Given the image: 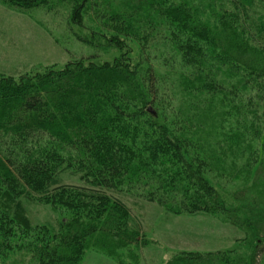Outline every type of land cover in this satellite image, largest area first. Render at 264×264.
<instances>
[{
	"label": "trees",
	"instance_id": "trees-1",
	"mask_svg": "<svg viewBox=\"0 0 264 264\" xmlns=\"http://www.w3.org/2000/svg\"><path fill=\"white\" fill-rule=\"evenodd\" d=\"M0 2L20 12L64 6L77 26L89 20L96 27L81 42L98 37L100 49L117 53L102 63L81 59L0 76V264H81L89 250L120 261L122 250L146 245L117 197L127 188L167 213L217 214L244 232L240 254L184 252L167 264H264V135L258 161L240 168L250 184L223 198L212 175L223 174L227 152L204 124L215 84L202 80V65L215 79L224 64L240 70L238 79H264V49L254 39L264 32V0H222L219 10L214 0ZM257 7L261 15H253ZM155 57L179 62L183 96L197 86L206 99H191L192 118L179 129L160 112ZM254 98L264 106V95ZM65 173L80 185L63 184ZM25 203L61 218L34 226Z\"/></svg>",
	"mask_w": 264,
	"mask_h": 264
},
{
	"label": "rangeland",
	"instance_id": "rangeland-1",
	"mask_svg": "<svg viewBox=\"0 0 264 264\" xmlns=\"http://www.w3.org/2000/svg\"><path fill=\"white\" fill-rule=\"evenodd\" d=\"M195 1L201 4L213 2ZM214 3L212 8L219 10L222 0H214ZM252 13L261 15L262 11L257 7ZM70 15L61 5L50 10L41 8L20 12L9 9L0 2V76L16 79L50 67L61 68L71 61L93 58V62L102 63L111 61L117 55L113 50L100 49L98 37H93L94 45L81 42L80 38L89 40L90 34L97 32L96 27L89 20L83 26H77ZM254 39L258 41L255 44L264 49V32L256 34ZM154 59L153 65L159 74L156 75V89L163 96L160 112L173 120L174 128L179 129L185 118H192L193 114L188 107L191 99H202L203 96L196 90L197 86L187 88L185 96L183 92L180 93L182 82L176 79L180 70L177 60L174 62L171 58L162 61L159 57ZM210 66L212 64L207 67L208 70ZM191 69L186 68L184 73L190 76ZM202 69L205 76L202 80L215 84V91L211 92V95L215 94V98L207 106V111L214 109V112L204 124L208 123V132L215 134L219 144L223 146L222 150L227 152L223 157V169L220 170L223 174L212 175L219 194L224 198L237 188L250 184L246 171L240 173V168L244 166L248 169L253 160L258 161L260 158L257 153H260V137L264 135V106L260 101L257 103L258 100L254 97L256 93L264 95V79L254 80L255 82L251 79H238L240 70H235L230 64H224L216 72L215 79H207L204 65ZM170 70L174 75H169ZM189 80L197 82V79ZM247 80L249 85L245 88L242 82ZM208 116L209 114L202 118L207 119ZM62 179L63 184L80 185L78 176L65 173ZM119 195V200L126 204L129 214L139 224L141 238L146 241V245L132 247L129 255V252L125 254L126 249L122 250L124 254L120 252V261L89 250L81 264H167L172 257L184 252H242L244 232L226 224L217 214L173 215L156 203L147 202L141 191L127 188ZM24 207L34 226H54L61 218L49 206L25 203ZM13 261L17 263L19 258L16 257Z\"/></svg>",
	"mask_w": 264,
	"mask_h": 264
}]
</instances>
